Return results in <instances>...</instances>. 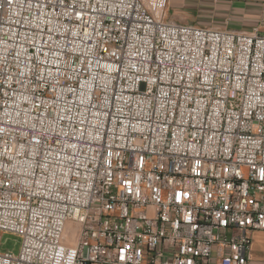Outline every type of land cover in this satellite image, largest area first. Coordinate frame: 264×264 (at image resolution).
<instances>
[{"label":"built area","instance_id":"built-area-1","mask_svg":"<svg viewBox=\"0 0 264 264\" xmlns=\"http://www.w3.org/2000/svg\"><path fill=\"white\" fill-rule=\"evenodd\" d=\"M166 1L0 0V264L250 263L264 36Z\"/></svg>","mask_w":264,"mask_h":264},{"label":"crops","instance_id":"crops-1","mask_svg":"<svg viewBox=\"0 0 264 264\" xmlns=\"http://www.w3.org/2000/svg\"><path fill=\"white\" fill-rule=\"evenodd\" d=\"M165 19L174 23L264 36V0H167ZM249 264H264V232L252 235Z\"/></svg>","mask_w":264,"mask_h":264},{"label":"rangeland","instance_id":"rangeland-1","mask_svg":"<svg viewBox=\"0 0 264 264\" xmlns=\"http://www.w3.org/2000/svg\"><path fill=\"white\" fill-rule=\"evenodd\" d=\"M151 10H155L158 7L156 6V2L151 1L149 4ZM21 248V238L11 235L5 234L2 237V249L5 251H11L15 254H19Z\"/></svg>","mask_w":264,"mask_h":264}]
</instances>
